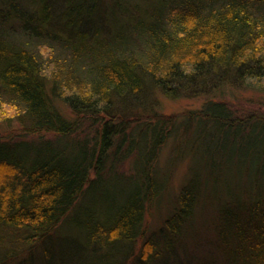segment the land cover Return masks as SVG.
<instances>
[{"label": "trees", "instance_id": "obj_1", "mask_svg": "<svg viewBox=\"0 0 264 264\" xmlns=\"http://www.w3.org/2000/svg\"><path fill=\"white\" fill-rule=\"evenodd\" d=\"M238 87L264 92V0H0V264H264ZM156 89L206 98L163 115Z\"/></svg>", "mask_w": 264, "mask_h": 264}, {"label": "rangeland", "instance_id": "obj_2", "mask_svg": "<svg viewBox=\"0 0 264 264\" xmlns=\"http://www.w3.org/2000/svg\"><path fill=\"white\" fill-rule=\"evenodd\" d=\"M41 52L43 54V57L45 58V61H44L45 67L47 68L48 71H50L53 66H52L51 61H47V60L52 59L51 52L48 49H44V48H41ZM154 93H155V98H156L157 111L163 115H173V116L182 114L183 112H186L188 110L197 109L206 98V95H203V93L200 95H195V96H190V97H178L176 99H171L170 97L164 95V93H161L157 89L154 91ZM219 93H221L220 90L216 96L219 97ZM222 93H224L223 94L224 98H228L231 106H238V109L246 110L245 112L248 111L247 108L250 111L254 109L261 110L264 108L263 107L264 105H262L264 104V92L245 89L243 87L242 88L238 87V88H233V89H225V91H222ZM62 107L59 106L61 110L65 109ZM10 113H12V111ZM6 129H7L6 123L0 122V134L6 135L8 131ZM13 129H16V126H14ZM10 131H13V130H10ZM162 153L164 156H167L169 153L168 147H165ZM184 164L185 163H181V164L179 163L175 165L174 167H172L173 173H172L171 179L174 185L178 183L179 179L183 175L184 166H185ZM121 167L125 168L126 167L125 163L122 162ZM148 222L151 226H156L158 224L157 220L153 218V215L151 217H148L147 223ZM69 227L71 226L65 225V228L67 231L63 229L64 231H62V233L57 236V237H65L67 239V242L63 245V246L66 245V247L70 246V241H71L70 239L74 237V235L71 233V230H69L70 229ZM202 238L205 239L206 237H202ZM36 260L37 259H35L33 263ZM73 261H75V257L72 259V262Z\"/></svg>", "mask_w": 264, "mask_h": 264}]
</instances>
